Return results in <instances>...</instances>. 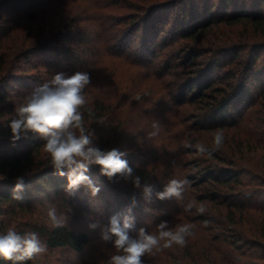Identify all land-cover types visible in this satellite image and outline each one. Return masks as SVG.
I'll return each mask as SVG.
<instances>
[{"label":"trees","instance_id":"16d2710c","mask_svg":"<svg viewBox=\"0 0 264 264\" xmlns=\"http://www.w3.org/2000/svg\"><path fill=\"white\" fill-rule=\"evenodd\" d=\"M73 1L75 0H0V10L6 16L0 21V45L3 39L9 38L20 26L19 22L14 24L18 18H33L38 13L37 9L42 12L52 5ZM83 1L88 4L86 13L72 17L70 23L62 24L44 40H38L18 49L14 59L20 61L35 55L41 65L53 70L55 74L64 72L69 75L81 70L94 73L98 69L96 67L105 64L109 58L149 70L156 77L159 74L163 76L170 73L171 69L189 64L190 70L179 69L180 73L177 72L188 77L181 78L176 83L165 84L162 99H159L161 96L157 99L162 100L161 103L165 107L163 110L160 109V113L162 115L164 113L169 119L165 125H162L163 128L155 127L152 131L157 137L160 136L161 144L150 149L146 141H137L135 143L138 145L133 148L119 147L121 152L126 153L122 158L128 161L133 174L141 177L142 185H152L154 192L151 197L146 198L136 187L127 190L120 186L122 182H126L134 187L131 179L126 180L117 176L109 180L100 174L99 166H91L86 174L99 187V194L92 197L88 190L81 187L69 196L65 192L66 176H59L51 167L47 152H41L44 149V141L39 135L29 132L13 142L8 127L9 121L15 118V109L8 102L11 92H16L21 99H26L36 86L51 80L53 73L45 78L33 73L14 74L11 66L7 69L5 66L3 69L0 68V233H6L10 228L15 230L16 221L23 222L24 226H20V233L36 232L40 239L46 242L48 249L64 248L79 255L83 254L86 248L91 247L92 249L90 248L81 257V264H96L100 257H104L103 262L106 264L114 250L110 242L96 245L89 233L82 229L83 224H75L71 221H68L65 227L53 229L50 227L48 212L37 210L38 207L42 210L58 203L56 208L58 215L63 213L69 216L67 211L69 208L79 212L91 210L92 215L101 216L99 211L104 205L107 212L102 214L105 220L101 219V222L105 225L113 215H117L121 223L125 216H130L134 220L135 227L139 225L149 232H155V226L161 221H168L173 229L177 224L191 225L192 235L186 237L184 246L173 244L171 248L174 251L170 248L164 252L160 250V253L166 254L173 252L177 264H204V261L210 260L213 252L219 253L220 264H233L234 260L228 258L229 252L224 251L221 242L225 246L232 247L233 251L240 250L238 246L241 242L240 237L235 236L237 235L234 233L235 228H230V232L223 231L224 234H221L223 239L220 241L218 234H211L210 228L203 226L204 222L212 224L215 219L211 213L210 216L205 211H210L211 207L222 208L227 217V224L237 225L239 221L236 217L241 218L240 214L236 216V213L248 209L247 203L258 195V191L249 190L251 194L248 200H240L242 193L239 188L243 187L244 183L240 179L241 173L234 170L236 161L231 155L228 158L225 150L215 148L212 142L208 141V136L199 134L195 139L188 140V133L234 127L235 136L243 134L249 136L242 113L243 109L251 104L250 99L254 92L257 98H264V59L260 61L261 65L256 66L259 53L264 50V44H261L259 50L250 54L249 59L244 61L240 56V51L244 49L239 46L242 44L227 42L232 40L228 36L225 37L226 42H219L217 39L211 41L212 35L206 40L205 36L212 31L211 27L217 28L222 25L236 29L250 27L254 34L263 39L264 5L261 6L263 0H246L248 6L244 0L240 3V0H207V2L205 0L206 4L202 8L200 5L199 8L195 5L190 11L182 9L183 13L178 5L171 4L177 0H168L145 8L142 15L136 18L129 16L125 22L123 20L120 23L119 20L108 22L110 19H105L99 12V8L105 2L101 4L99 0ZM178 10L181 16L171 21L169 16L171 14L173 16ZM1 15L0 13V17ZM10 15H13V20ZM82 21H89L92 24L86 27L80 26ZM89 26H92L94 41L86 48L87 53L90 54L88 57L83 48L79 51L77 47L66 46L65 42L71 40L81 47V44L89 38ZM179 38L186 40L188 51L184 57L172 54L166 49L170 44H177ZM183 50L184 48L180 49L178 53ZM160 53L162 56H159ZM177 59H179L177 63H174ZM2 64L4 65V61L0 60V66ZM182 105H195L199 110L195 109L194 112L187 107L189 109L185 112L186 110L180 109L185 107ZM116 107L99 97H95L92 102L87 101L80 109L85 126L90 124L91 129L94 125L97 129H104L100 126L103 119L113 116ZM6 109L8 115L4 112ZM187 114L189 120L193 118L194 122L188 124V118L185 117ZM108 131V133L113 132L111 138H117L121 130L119 131V127L116 126L108 128ZM102 134L97 136L101 147L108 145L103 142ZM201 136L209 142L205 144L209 152L203 154L190 145L195 143L203 145ZM234 139L236 140L235 137ZM260 140L262 141L259 138ZM233 144V148L235 146L239 148L236 141ZM195 152L202 154L195 160L197 173L186 174L184 169L187 163L183 155ZM17 176L25 178L24 189L18 194L20 199L15 198L13 193ZM171 179L189 181L183 199H157V203L153 201L156 193L162 191L164 185ZM191 186L201 188L197 195H191L199 205L195 218H188L189 209L185 210V199L189 195L188 190ZM120 195L126 198L122 199ZM254 206L260 208L257 204ZM201 207L205 211L200 212ZM260 211L264 216V208H260ZM36 212L38 215H35ZM136 214L142 215L140 220L137 219ZM217 241L220 242L216 244ZM87 254L89 260L85 258ZM154 254L155 250L153 254L145 256L152 258ZM0 264H11V262L0 259ZM24 264L41 263L35 257Z\"/></svg>","mask_w":264,"mask_h":264},{"label":"rangeland","instance_id":"374dc122","mask_svg":"<svg viewBox=\"0 0 264 264\" xmlns=\"http://www.w3.org/2000/svg\"><path fill=\"white\" fill-rule=\"evenodd\" d=\"M166 1L168 0H99L101 4L105 2V4H102L103 6L99 8V12L104 15L105 19H110L108 22L112 23V21L114 22L115 20H119L120 23L123 20L125 22L129 16H134V18H136L137 16L142 15L144 12L143 9L145 8L162 4ZM244 1L246 2V0ZM206 2L205 0H177V2L171 4L178 5L179 8H181V12L183 13L182 9H184V11H190L193 7L195 8V5L197 8H199V5L200 8H202ZM240 2L242 1L240 0L239 3ZM262 5H264V0L261 6ZM87 6L88 4L83 0H75L69 3L52 5L45 8V10L43 9L42 12H40V9H37L36 12L38 13L33 18L27 17L23 19L18 18V21L15 20L16 23L14 24L19 22L20 26L17 30L15 29L14 32L11 33L9 38L3 39L2 44L0 45V60L4 61V65L2 64L0 68L3 69L6 66L7 69L8 66H11L14 74L21 73L31 75L33 73L36 75L39 74L44 78L48 77L50 73H53L54 75V71L41 65L39 58L35 55H30L28 59L17 61L14 59L15 54H17L16 51L20 48L27 47L38 40H44L46 36H49L55 32V30L58 29V27H61L62 24L70 23V19L72 17L75 18L77 15L86 13L88 11ZM246 6H248L247 2ZM181 12L179 10L175 11L173 16L170 13L171 15L169 18L171 21L174 18L180 17ZM212 12H214V9ZM262 12L264 13V10H262ZM0 13L2 14L0 17L1 21L6 16L5 13L1 12V10ZM10 18L13 20V15H10ZM199 20L202 19L199 18ZM91 24L92 23L89 21H82L79 25L86 27ZM91 28L92 26H89V38L81 44V47H78L79 45L71 40L65 42V45L69 47H77L79 51L83 48L85 50V55L89 57L90 54L89 52L87 53L86 48L91 46L94 41L92 35L93 30ZM211 28L212 31H210L209 34L205 36V39L208 40V37L211 35V41L217 39L219 42H226L225 37L228 36L229 38H232V40H227V42H231L235 45L239 43L242 44H238L239 46L244 47V49L240 51V56L244 61H247L249 59L248 56L257 52V49L259 50V48L262 46L261 44H264V38L262 39L257 34H254L253 29L250 27L245 29L244 27L236 29L234 27H223L221 25L217 28L214 26ZM182 48H184V53L183 51L178 53ZM166 49L172 54H178L179 56L181 55V57H184V55L186 56V51H188L186 40L182 38L178 39L177 44H170L169 47H166ZM259 54L260 57L256 61V66L261 65L260 61L264 59V50L260 51ZM159 56H162V54L160 53ZM85 58L86 57H84V59ZM107 60L108 61H106L105 64L96 67L98 68L96 72L90 73L91 83L85 88L84 95L86 97V101L88 102H92L95 97H99L104 101H109L112 106H118L115 109L116 111L114 110L113 116L105 117L103 122L101 121L102 124L100 126L104 129H97L95 125V127L93 126V129H91L92 127L90 124L85 126L91 129L93 132V144L102 150H110L112 148L119 149V147L122 146L126 148H133V146L138 145V143H135L137 141H146L149 143L146 145L150 146V149L157 147L162 142L159 139L160 136H150L149 134L152 133L154 130L153 128L155 127L163 128L162 125H165L169 120L166 118L164 113L163 115L160 113V109L163 110L165 107L161 103L162 100L158 101L157 99L159 96H161L159 99H162V96L165 92V84L176 83L181 78L186 79L188 75L183 74V76L182 74L178 73H180V70L183 69L190 70L191 66L189 67V64H186L179 68L171 69V72L168 74H164L163 76L159 74L156 77L152 75L149 70L140 69L138 67L125 64L118 59L109 58ZM178 60L179 59L175 60L174 63H177ZM28 61H31V63H28ZM81 71L84 72L83 70ZM256 96L257 94L254 92L250 99L251 104L249 106L247 105L245 109H243L242 113V118L246 124L245 128L247 129L249 136L247 134H243L244 136H235L236 130L234 127L232 129L222 128L213 129L212 131L200 130L197 132L192 131L188 133V140L195 139L197 136H199V134H202V136H208V141H211V144L214 146V134L217 131L222 132L224 139L223 143L219 146V149L221 151L225 150V152H227L226 155L228 158H230L231 155L233 160L236 161L237 165H234V170L241 173L240 179L244 183V186L239 188V191L242 193L241 198L239 199L248 200V197H250L251 194L249 190L258 191V195L253 197L251 202L248 201V209L244 210L242 213H236V216L240 214L241 218L238 219V217H236V220L239 221L237 225L227 224V217L225 215L224 209L222 208L211 207V209H209L210 211L208 212L207 210H204L208 215L211 213L215 219H213L214 223L212 224L205 222L204 224L202 223L203 226L210 228L211 231L209 232L211 234H218L220 236V241L223 239L221 236V234H224L223 231L230 232V228H235L234 233L237 234L235 236L240 237L241 242L238 244L240 250L236 249L233 251V249H231L232 247L225 246L221 242L224 251L229 252L228 258L230 259L231 257V259L234 260L233 264H264V216L260 211V208H264V98L262 97L259 99ZM8 102H10V105H12L16 110V108L26 102V99H21L16 95V92H11ZM182 106L185 107H181L180 109H184V111L186 110L185 112H187L189 108L194 112L199 110L196 109L195 105ZM7 110L8 109L4 111L6 115H8ZM153 116H157L159 118H153ZM185 117L188 118V124L194 122L193 118L189 120L188 114ZM116 126L119 127V131L121 130L119 133L120 136L117 138H111L113 132L110 131V133H108V128H115ZM101 134L103 135V142H106V144L108 143V145L103 147L100 146V142L98 141L97 137ZM202 136L201 138H203ZM250 136L251 138L249 139ZM259 138L262 139V141H259ZM201 141L203 142L204 146H206V143H209L208 141L204 140V138ZM235 141L239 145V148H236V146L233 148V142ZM190 145L195 147L196 143ZM44 151V149L41 150L42 153H44ZM201 155L202 154L196 152L183 155V159L185 163H187L185 166L186 168L184 169L186 174L197 173L198 168L195 167V160L199 159ZM120 186L126 188L127 190H133L135 188L128 185L126 182H122ZM138 190L142 191V188ZM199 191H201V188L199 187H189V195L185 199V205H191L189 211L187 212L188 218H195V213H197L196 211L199 205L197 202H195L196 200L194 199V196L191 195H197ZM120 197L122 199L126 198L122 195H120ZM112 199L115 200L114 198ZM153 201L157 203L156 196L153 197ZM255 204L259 205L260 208L255 207ZM54 205L55 208L58 207V203H55ZM101 207L102 210L99 211L101 216L92 215L90 212L91 210H86L85 212H79L73 209L70 210L69 208L67 210L69 212L68 221H71L75 224H83L82 229L89 233L91 240L95 242L96 245L108 243L102 240L99 228L91 229L89 227V224L97 220L100 221L101 225H105L103 222H101V219H104L102 214L107 212V208L104 205ZM37 210L38 212H48L47 207L42 210L41 207H38ZM38 212H36L35 215H38ZM141 216V214H136L138 220H140ZM16 222L17 226L15 227V231L20 233V226H24V223H18V221ZM224 224L226 227H224ZM135 228L138 230L141 227L136 225ZM220 241H217L216 244H218ZM163 245L164 241H161L160 250L163 252L169 248L171 251H174L173 248H171L172 246L164 247ZM90 248H86L84 253L88 252ZM160 250H155V254L154 256L152 255V258H148V256L143 257L145 264H177L176 262L178 261L173 257V252H168V254H166L162 252L160 253ZM114 251L115 250H113V253ZM83 254L78 255L64 248L52 250L47 248V251L37 256V259L41 264H81V257ZM212 254L213 255L211 256L210 260L204 261V264H220L218 261L219 253L213 252ZM87 256L88 254L85 255V258ZM86 260H89V258ZM103 261L104 257H100L98 258L96 264H105Z\"/></svg>","mask_w":264,"mask_h":264},{"label":"clouds","instance_id":"9594fccd","mask_svg":"<svg viewBox=\"0 0 264 264\" xmlns=\"http://www.w3.org/2000/svg\"><path fill=\"white\" fill-rule=\"evenodd\" d=\"M90 83V73L76 71L71 75L56 73L51 80L36 86L26 97V102L16 108L15 118L8 123L11 140L15 142L29 132L38 134L44 141L43 147L50 157L51 167L59 176H66L65 192L69 196L83 187L92 197H96L100 189L86 173L91 166H99L100 174L109 180L117 176L131 179L134 187L142 188L146 198L151 197L152 185L141 184V177L134 175L128 161L122 158L126 153L117 148L102 150L93 144V132L85 127L83 113L80 111L86 105L84 90ZM223 139L222 132L214 134L215 148H219ZM195 147L202 154L209 152L204 145L198 144ZM24 183V176L15 178V198H21L18 194L23 191ZM188 184L186 179H171L162 191L156 193V198L182 200ZM190 207L186 205L185 210ZM199 211L203 212L204 209L201 207ZM47 215L51 228L67 226L68 216L63 213L58 215L54 206L48 208ZM89 227L99 228L102 240L110 242L115 250L106 264H145L143 257L153 254L154 250L159 251L161 241H164V247L173 244L184 246L186 237L192 235L191 225L177 224L173 229L168 221L156 225L155 232H149L143 227L137 230L130 216H125L121 223L119 217L113 215L107 225H101L97 220L89 224ZM46 251V242L36 232L21 234L10 228L6 233H0V259L11 264H24Z\"/></svg>","mask_w":264,"mask_h":264}]
</instances>
